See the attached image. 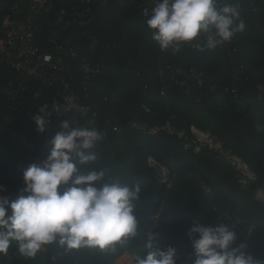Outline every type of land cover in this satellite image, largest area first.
Instances as JSON below:
<instances>
[{
    "label": "trees",
    "instance_id": "16d2710c",
    "mask_svg": "<svg viewBox=\"0 0 264 264\" xmlns=\"http://www.w3.org/2000/svg\"><path fill=\"white\" fill-rule=\"evenodd\" d=\"M12 16L31 18L41 26L45 37L54 29H67L70 42L81 47L98 64L102 72L94 78L91 97L98 102L97 118L90 112L80 113L79 126L95 128L104 140L93 152L96 160L77 164L78 174L106 172L104 180L140 184V199L134 210L138 219L135 236L123 238L105 249L80 247L68 249L58 242L45 245L34 258L22 256L15 242L7 254H0V264H115L117 257L129 252L134 261L146 252L149 231L158 233L155 246L176 249V264H194L196 255L189 230L195 224H226L237 232L232 247L242 249L264 264V200L255 190L264 191V92L259 99L257 85H264V27L258 24L254 8L264 16V0H219L218 7L230 4L237 8L235 33L222 49H197L183 43L179 50L162 51L147 25L156 0H98L92 5L91 32L84 36L65 27V11L71 0H54L56 5L46 15L28 10V0H2ZM17 4L13 10L10 8ZM71 83L81 92L83 72L78 63L67 58ZM197 74H191V70ZM237 73V76H236ZM9 79L22 76L12 67L0 64V119L14 122L0 128V196L14 201L24 185L23 172L35 155L44 156V135L57 112H52L48 129L40 133L35 121L22 126V114L7 104L3 92ZM61 99L49 90L40 93L38 104ZM145 106L150 109L147 112ZM170 120L187 132L182 138L166 132L149 134L147 126ZM137 121L138 124H135ZM109 122V123H108ZM117 125L119 130H113ZM192 126L211 133L222 147L203 145L196 152ZM25 129L35 152L19 143L15 131ZM241 158L255 178L238 170L228 157ZM168 170V181L150 164V159ZM246 180L244 184L242 180ZM208 186V190L201 186ZM71 183V182H69ZM64 185L60 186L63 191ZM229 213L231 218H220Z\"/></svg>",
    "mask_w": 264,
    "mask_h": 264
},
{
    "label": "clouds",
    "instance_id": "9594fccd",
    "mask_svg": "<svg viewBox=\"0 0 264 264\" xmlns=\"http://www.w3.org/2000/svg\"><path fill=\"white\" fill-rule=\"evenodd\" d=\"M219 0H156L151 13L146 8L147 25L160 49L179 50L183 43H194L203 51L215 49L230 41L245 24L236 20V7ZM60 105L53 102L40 107L33 119L37 131L45 132L52 112ZM50 140V152L42 163H32L23 172L24 187L14 201L0 196V254H7L12 242L19 253L34 258L45 245L58 242L68 249L84 246L108 248L123 238L135 236L138 219L135 215L140 199L139 183L129 185L119 180H104L106 172L78 174L77 164L96 160L91 151L104 140L95 128L77 126L65 119ZM71 182V183H69ZM64 185L63 191L60 186ZM3 186L0 185V190ZM196 259L194 264H262L242 251L240 244L232 247L237 232L226 224L204 226L195 224L188 233ZM158 233L149 231L143 255L135 264H176V249L155 246Z\"/></svg>",
    "mask_w": 264,
    "mask_h": 264
},
{
    "label": "built area",
    "instance_id": "2783aa9c",
    "mask_svg": "<svg viewBox=\"0 0 264 264\" xmlns=\"http://www.w3.org/2000/svg\"><path fill=\"white\" fill-rule=\"evenodd\" d=\"M74 2L70 8L64 12L65 27L72 32L81 33L87 36L92 29L93 12L92 5L98 0H71ZM255 0H250L254 5ZM56 2L54 0H28V10L34 15H46L54 9ZM5 2L0 0V64L9 65L15 69L21 76V80L9 79L3 92V96L7 104L12 110L22 114V126L34 121L33 117L40 109L38 98L40 93L49 90L58 96L60 101V111L51 121L49 129L44 135V148L50 152V140L58 132L60 122L69 120L79 126L80 113L90 112L93 118H97L99 105L91 95L93 94L94 78L102 72L103 64L95 63L80 46L70 42V33L67 29H54L49 35L41 36V26L38 22L31 18L16 19L12 16L11 11H4ZM17 4L10 9L13 10ZM257 14L256 20L258 24L264 27V16L261 10L254 8ZM224 44L218 46L222 49ZM67 58L78 63L84 76L81 80L82 97L71 83L70 68ZM191 74H197V71L191 70ZM237 76V73H236ZM259 90V99L263 97L264 85H257ZM147 112L150 109L145 106ZM14 122L12 117L5 116L0 119V128L10 125ZM109 123V122H108ZM138 124L137 121H134ZM113 130L118 131L117 125L113 126ZM145 131L149 134H157L166 132L171 135L186 138L185 129L177 127L170 120L165 122L147 126ZM191 133L194 135V150H201L203 145L211 147H221L218 138L211 133L203 131L196 126H192ZM13 136L18 139L19 143L27 146L31 152H35V145L30 142L25 129L15 131ZM93 151V149L91 150ZM48 154L44 156L35 155V160L39 164L46 159ZM237 165L240 162L246 175L255 178L250 174L247 164L236 156L228 157ZM153 160V163H151ZM158 162L153 158L150 164L156 168ZM162 172L157 171L161 175V181H168V170L164 167ZM244 167L246 169H244ZM242 171V170H241ZM245 184L246 180H242ZM201 186L208 190V186L201 182ZM256 196L259 200H264V191L256 190ZM220 218L230 219L229 213H224Z\"/></svg>",
    "mask_w": 264,
    "mask_h": 264
},
{
    "label": "rangeland",
    "instance_id": "374dc122",
    "mask_svg": "<svg viewBox=\"0 0 264 264\" xmlns=\"http://www.w3.org/2000/svg\"><path fill=\"white\" fill-rule=\"evenodd\" d=\"M244 174L246 171L242 170ZM115 264H135L133 257L129 254H122L115 260Z\"/></svg>",
    "mask_w": 264,
    "mask_h": 264
},
{
    "label": "water",
    "instance_id": "95a60500",
    "mask_svg": "<svg viewBox=\"0 0 264 264\" xmlns=\"http://www.w3.org/2000/svg\"><path fill=\"white\" fill-rule=\"evenodd\" d=\"M219 141H220V140H219ZM220 144H221V147H222L223 144L221 143V141H220ZM151 163H153V160H151ZM236 167H237V169L240 170V171L243 170V166H242V164H241L240 162L237 163ZM156 168L158 169L159 172H162V170H163L162 165L159 164V163H157ZM248 170H249L250 174L254 175V174L251 172V170L249 169V167H248ZM254 177H255V176H254ZM255 192H256V190H255Z\"/></svg>",
    "mask_w": 264,
    "mask_h": 264
},
{
    "label": "crops",
    "instance_id": "0c3cea01",
    "mask_svg": "<svg viewBox=\"0 0 264 264\" xmlns=\"http://www.w3.org/2000/svg\"><path fill=\"white\" fill-rule=\"evenodd\" d=\"M123 254H129V255H131L129 252H125V253H123ZM132 256V255H131ZM7 264H13V261H12V258L11 257H8V259H7Z\"/></svg>",
    "mask_w": 264,
    "mask_h": 264
},
{
    "label": "bare ground",
    "instance_id": "6f19581e",
    "mask_svg": "<svg viewBox=\"0 0 264 264\" xmlns=\"http://www.w3.org/2000/svg\"><path fill=\"white\" fill-rule=\"evenodd\" d=\"M244 169H246L245 167H244ZM247 171V170H246Z\"/></svg>",
    "mask_w": 264,
    "mask_h": 264
}]
</instances>
